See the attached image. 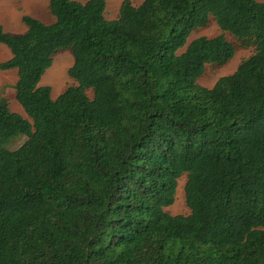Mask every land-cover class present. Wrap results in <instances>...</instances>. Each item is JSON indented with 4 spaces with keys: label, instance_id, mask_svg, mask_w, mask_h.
<instances>
[{
    "label": "trees",
    "instance_id": "1",
    "mask_svg": "<svg viewBox=\"0 0 264 264\" xmlns=\"http://www.w3.org/2000/svg\"><path fill=\"white\" fill-rule=\"evenodd\" d=\"M105 9L48 0L52 23L0 26L25 114L0 104V264H264V1ZM238 49L231 75L198 84ZM67 50L73 84L52 99L40 82ZM184 176L189 214L172 216Z\"/></svg>",
    "mask_w": 264,
    "mask_h": 264
},
{
    "label": "rangeland",
    "instance_id": "2",
    "mask_svg": "<svg viewBox=\"0 0 264 264\" xmlns=\"http://www.w3.org/2000/svg\"><path fill=\"white\" fill-rule=\"evenodd\" d=\"M85 3L89 0H76ZM106 3L105 18L107 20H115L118 15L119 7L124 0H104ZM133 5H139L142 0H130ZM263 2L264 0H258ZM23 16H30L43 22L50 24L53 18L48 12V0H0V26L3 30L12 35L19 36L26 32V26L22 23ZM220 34L218 27L211 24L202 31L194 32L190 40L198 37H215ZM232 40L230 36H227ZM189 40V41H190ZM252 53L251 49H238L232 61L219 68L206 67L204 75L198 81V84L205 88H212L216 81L224 76L231 75L237 68L238 64ZM11 57L9 49L0 44V63L5 62ZM73 64V58L69 50L58 53L53 58V64L50 69L46 71L40 82L41 86L49 87L51 90L52 99L57 98L69 86L73 84L68 77L67 71ZM15 81L16 70L0 71V104H7L10 110L23 117L25 114L20 105L15 100ZM88 96L90 93L88 92ZM25 134H19L3 144V148L9 151L20 148L26 141ZM186 177H182L178 181L175 200L171 207L165 211L172 215H188L189 209L185 203L184 185Z\"/></svg>",
    "mask_w": 264,
    "mask_h": 264
}]
</instances>
